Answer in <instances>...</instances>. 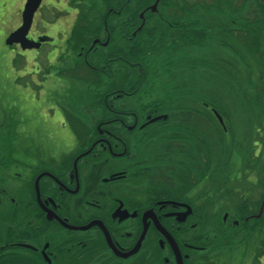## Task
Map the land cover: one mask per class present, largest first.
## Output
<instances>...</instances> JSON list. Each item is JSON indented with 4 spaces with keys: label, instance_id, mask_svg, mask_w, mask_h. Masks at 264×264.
<instances>
[{
    "label": "flooded vegetation",
    "instance_id": "flooded-vegetation-1",
    "mask_svg": "<svg viewBox=\"0 0 264 264\" xmlns=\"http://www.w3.org/2000/svg\"><path fill=\"white\" fill-rule=\"evenodd\" d=\"M68 1L49 0L45 9L63 17L71 9L66 49L74 52L68 56L74 60V78L94 81L88 89L93 102L73 116L78 149L64 154L59 149L61 81L51 78L61 54L48 53L50 70L38 79L37 90L30 87L28 96L15 92L19 104L2 99L0 92V264H178L168 235L184 264H219L225 250L233 251L229 243L236 238V250L241 245L231 230L238 224L233 206L240 162L232 159L227 144L219 145L226 149L225 160L221 152L213 156L202 120L209 112L222 128L215 111L224 116L189 82L190 58L207 61L205 49L192 46V35L201 38L203 29L193 32L188 25L195 0H151L140 8ZM126 2L130 0H116ZM255 4L264 15V8ZM243 5L236 7L231 0L230 11L216 7L210 18L220 38L230 40L221 49L234 73L236 42L244 45H239L238 59L259 65L253 70L249 64L246 71L256 83L250 93L257 99L264 94V22L245 27L242 21L250 20ZM216 10L229 15L226 21L211 16ZM179 11L185 13L181 20ZM63 17L28 38H46L39 48L52 43L51 35L68 26ZM21 25L22 20L17 28ZM257 122L264 127L263 120ZM222 130L229 132L228 126ZM254 143L253 157L264 159V140L258 147ZM250 180L256 183V174ZM246 193L254 202L263 189ZM213 221L221 223V232L211 231L207 224ZM255 261L256 253L251 264H261Z\"/></svg>",
    "mask_w": 264,
    "mask_h": 264
},
{
    "label": "rangeland",
    "instance_id": "rangeland-1",
    "mask_svg": "<svg viewBox=\"0 0 264 264\" xmlns=\"http://www.w3.org/2000/svg\"><path fill=\"white\" fill-rule=\"evenodd\" d=\"M48 1L49 0H43L41 7L36 12L29 37L34 34V30H37L38 32H45L50 23L56 22L60 16H64V14L61 15L57 10L51 12L50 10L45 9V3ZM54 1L56 4L61 0ZM63 1L69 3L68 0ZM243 1L244 0H236V7L244 3L243 15L250 21H242V24H245L244 26L247 27L246 25L248 24L253 25L254 23L259 24L264 22V15L261 13L259 14L258 6L255 4L257 3L264 8V0ZM195 2L208 5L210 7H217L225 11H228L227 9H229L230 11L231 0H195ZM219 3L225 4L221 7ZM1 7L0 17H4V20L0 19V92L4 94L1 98L7 99L9 103L15 101L19 104V101L14 97L15 92H18L23 96H28L29 93L32 94L33 92L30 87L37 90L39 85L38 79L42 78L44 75H48L46 74V70H50L46 61L48 53L51 52L53 54L57 51L61 54L62 58L59 61L54 62L55 65H53L51 70L55 73L51 75V78L54 80L55 77H57V79L61 81V98L64 119L62 124L63 137L61 143H59V149L62 150V153L64 154L77 150L78 143L75 135L77 130L74 125V121H72L73 116L81 115L82 108L93 102L91 92L88 89L93 87L95 83L88 76H78L77 78H74V60L72 57H68L74 56V53L71 50L69 53L66 49V39L69 37L71 32V26L68 25L72 22L71 9H66V11L69 12V15L62 18L64 24L67 23L68 26L60 30L61 32L58 31V35H51V37L55 39L52 43H44L41 48L38 49L33 48L23 50L19 45H7L6 43L9 35L17 29V27L13 28L11 23V19L13 18V15L11 14V0L5 1ZM156 8L157 6L154 7V9ZM23 9L24 7L22 8V12ZM216 12H218V10H216ZM221 15H223V17ZM224 15L226 18L229 17V15L225 14V12L220 14L214 13L212 16H216L215 20L223 22L226 21L224 19ZM227 21L230 23V20L227 19ZM249 25L247 28L250 27ZM220 39L222 42H213L209 47L205 48V55L203 56L206 57V59H210V61L214 64H219V66H223V68L229 70L232 76L225 78L227 80H224V74L219 71L217 72V65L211 64L208 69L207 67L201 65L206 62H202V57L199 58L198 56H192L190 58L192 74L189 78V82L194 89L202 91L208 99L212 98L213 101H215L217 108L221 107L225 112L223 118L225 119L224 123L226 125L223 127L227 130L228 126L229 132L227 133H224L225 131L223 132L224 134L222 133L223 127L220 128V126H217L216 119L213 114L208 112L206 120H202V124L206 127L210 140V151L212 150L211 152L214 155L221 152L222 157L226 156L227 153H224L226 150L224 149L225 147L221 149L219 145L227 144L229 150L233 151V153L230 154L233 156L232 159L236 156L237 162H240L241 164V152L246 150V146L255 142V146L258 147L264 140V127L257 122L258 119L264 121V111L261 112L254 106L255 99L253 98V93H250V77L246 72L249 69V64L253 70H258L257 68L259 65L250 59H246L247 61L238 59L237 51L239 45L240 47H243L244 45L242 42H239V44L236 42V73H234V68L232 66L231 59H229V55L221 49L223 48L222 44H229L230 40H228L227 37H222ZM243 51L246 53L245 50ZM221 58L223 60H220ZM237 59L239 62H237ZM10 61L14 64V69L11 68ZM20 99H22V97H20ZM66 119L68 122L67 124H64ZM248 120H251V122L248 123ZM252 129H255V133L258 135L257 138L251 136L253 132ZM219 134H221L224 138H220L218 140L214 139L215 135ZM232 134L234 135L233 138L231 136ZM81 143L82 138L80 139V144ZM262 151H264V146ZM233 225L236 226L235 224ZM259 240L260 238L258 236H251L246 244L240 245V247L236 250L235 238L233 241V251L236 252V255L234 256L233 251L225 250L219 260V264H238L239 261L243 262L242 264H251L255 256ZM258 260L259 263L264 264V259L262 257L258 258Z\"/></svg>",
    "mask_w": 264,
    "mask_h": 264
},
{
    "label": "trees",
    "instance_id": "trees-1",
    "mask_svg": "<svg viewBox=\"0 0 264 264\" xmlns=\"http://www.w3.org/2000/svg\"><path fill=\"white\" fill-rule=\"evenodd\" d=\"M85 2H88L86 0ZM152 1L151 0H130V2H126L125 5L118 4L116 3V0H93L92 4H83V6H89L93 5L95 7L102 5L104 7H118V6H127V7H145L146 5L150 4ZM191 3L190 6L195 9L193 12L194 17L190 18L192 19L189 22V26L192 27L193 32H197L196 30H199V27H203L202 29V37L199 38L195 35H192V46L199 50V47L205 49L209 47L213 42H217L220 38L219 33H218V25L217 23L210 18V13L214 10L215 7H210L208 5H204L201 3ZM179 11L178 13H180ZM216 13V11H214ZM185 13H180L177 15V18L180 20L183 18V15ZM218 14V12H217ZM192 15V12H191ZM213 15V14H212ZM211 15V16H212ZM225 17V16H224ZM176 18V19H177ZM169 22V20H166ZM172 21V20H171ZM170 21V22H171ZM131 31V30H130ZM182 32V29H181ZM73 38V37H72ZM71 38V39H72ZM201 44V45H200ZM74 53V52H73ZM238 62V60H237ZM211 64H214L210 59H207V61L201 65L207 67L209 69V66ZM214 65H219V64H214ZM223 67V66H222ZM218 68V67H216ZM221 70L220 68H218ZM217 69V70H218ZM222 72H224V80H227L225 78L231 77L232 74L229 70L227 69H222ZM248 79V78H247ZM249 85L250 88L254 87V80L253 78H249ZM249 88V89H250ZM204 97L206 98L205 101L207 103H210L214 107L217 108V105L215 101H213L212 98L208 99L205 95ZM253 95V98L255 99V104L258 106L256 107L259 109L261 112L264 111V94H260L259 97ZM220 113L223 115L225 114L223 108H217ZM77 132L79 131L78 127H76ZM224 131H222L223 133ZM225 133V132H224ZM223 133V134H224ZM79 134V132H78ZM80 136V134H79ZM81 139V137H80ZM82 144V143H81ZM211 156V155H210ZM214 156V154H213ZM253 152L251 151L250 145L246 146V150L244 152H241V164H236V166H239L236 171V204L233 206V208L236 210V221L238 224L234 226L231 230L233 232H236V237H239V242L240 244H246V242L249 241V238L251 236H258L260 240L258 241L259 244L256 248V261L255 263H258L257 258L260 257L261 255H264V212L262 213L261 217L256 218V217H251L252 215H257L260 211L261 208V202L264 199V159H260L253 157ZM223 160L226 159L225 156L222 157ZM239 170V171H238ZM241 173V174H240ZM252 174H256V183H253L252 180H250V177ZM225 183H229V181L224 180ZM230 184V183H229ZM253 188H261L263 189V194L258 197H256V200L252 202V197H250L246 191L249 192V190ZM248 189V190H247ZM221 223L213 221L211 223H208L207 225L210 226L211 231H215V233H218V231L221 232V228H219V225ZM200 225L197 228H200ZM197 228H195V232H197ZM222 232L224 233V225L222 228ZM197 234L194 233V237L192 240L197 241ZM222 235L219 236V238L222 239ZM234 244L232 243H229ZM193 254H196V252H193ZM197 258V257H196ZM198 259V258H197Z\"/></svg>",
    "mask_w": 264,
    "mask_h": 264
},
{
    "label": "water",
    "instance_id": "water-1",
    "mask_svg": "<svg viewBox=\"0 0 264 264\" xmlns=\"http://www.w3.org/2000/svg\"><path fill=\"white\" fill-rule=\"evenodd\" d=\"M42 1L43 0H27L26 1L23 12H22V25L9 35V37L6 40L7 45H13V44L19 43L21 45L22 49L26 50V49L39 48L40 45L44 41H46V38H44V37H40L38 41L31 40L28 38V34H29V32L32 28L33 22H34L35 14L38 11V9L40 8ZM156 6H157V3H155L153 8ZM215 114L217 115V118L219 119L221 124L225 127L223 117L217 111H215ZM263 210H264V200L262 202V206L260 208L259 213L257 215H253L252 217H256V218L261 217ZM92 225H94V224L91 223L90 225H88L84 228L90 227ZM159 227L161 228L160 225H159ZM103 228H104L105 232L108 234L107 229L104 226H103ZM144 234H145V231H144L143 236L141 237L137 247H139L141 245V241L144 237ZM107 237H108V240H110L111 245L113 246L109 234L107 235ZM168 239H169L171 245L173 246V248L175 250V253H176V256L178 259V264H184L183 260H182L181 253L178 249L176 242L169 235H168ZM137 247H136V249H137ZM136 249L134 251H136Z\"/></svg>",
    "mask_w": 264,
    "mask_h": 264
},
{
    "label": "crops",
    "instance_id": "crops-1",
    "mask_svg": "<svg viewBox=\"0 0 264 264\" xmlns=\"http://www.w3.org/2000/svg\"><path fill=\"white\" fill-rule=\"evenodd\" d=\"M5 1H8V0H0V8H2L1 6L3 5ZM25 2L26 0H11V3H12V10H11L12 13L11 14L13 15V18L11 19V23L13 25V28L18 27L21 24V20H22L21 12H22V8L25 5ZM0 19L4 20V17H0ZM10 64H11V68L14 69V64L12 63V61H10ZM64 124H67V123L64 122Z\"/></svg>",
    "mask_w": 264,
    "mask_h": 264
}]
</instances>
